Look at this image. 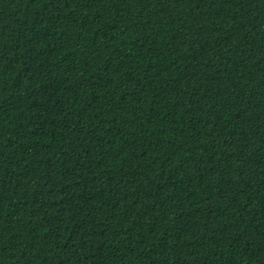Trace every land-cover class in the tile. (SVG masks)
<instances>
[{"label":"trees","instance_id":"16d2710c","mask_svg":"<svg viewBox=\"0 0 264 264\" xmlns=\"http://www.w3.org/2000/svg\"><path fill=\"white\" fill-rule=\"evenodd\" d=\"M0 264H264V0H0Z\"/></svg>","mask_w":264,"mask_h":264}]
</instances>
